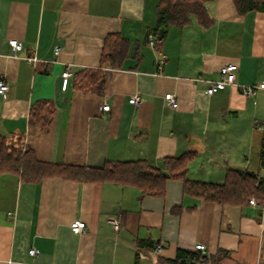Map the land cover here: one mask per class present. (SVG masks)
<instances>
[{"label":"crops","instance_id":"obj_1","mask_svg":"<svg viewBox=\"0 0 264 264\" xmlns=\"http://www.w3.org/2000/svg\"><path fill=\"white\" fill-rule=\"evenodd\" d=\"M157 3L0 0V77L9 85L0 95V135L20 139L46 163L100 168L145 160L165 170V159L194 152L189 180L220 184L228 169L264 175V92L246 97L228 85L205 93L226 63L237 65L239 85L264 77V12L239 14L233 0H212L206 3L211 25L169 26L159 42ZM109 33L128 41V49L120 67L102 68V93L63 89L64 66L98 68ZM10 39L22 42L16 56ZM31 52L34 64L24 59ZM166 93L176 96L175 108L164 101ZM134 94L138 105L128 101ZM40 99L54 108L44 132L28 120ZM102 103L110 109L102 111ZM111 216L121 223L118 233ZM74 220L85 222L82 233L71 232ZM197 243L204 252L193 249ZM30 247L37 257L28 255ZM178 251L200 254L205 264H264L262 210L184 194L180 179H167L164 195L151 196L111 181L29 182L0 174V264H170Z\"/></svg>","mask_w":264,"mask_h":264},{"label":"trees","instance_id":"obj_2","mask_svg":"<svg viewBox=\"0 0 264 264\" xmlns=\"http://www.w3.org/2000/svg\"><path fill=\"white\" fill-rule=\"evenodd\" d=\"M209 1L212 0H158L155 40L162 41L169 26L183 27L193 21L202 27L211 25L213 20L206 8V3ZM233 2L239 14H246L250 11L264 12V0H233ZM160 29L163 31L159 32ZM127 49L128 41L118 33L107 34L98 68H82L73 72L70 84L81 94H101L104 84L102 68L120 67ZM53 111V104L50 100H37L29 110L28 120L30 124L38 126L44 132L50 126ZM194 155V152H186L178 157L165 159L163 163L165 170L145 160L106 162L100 168H85L39 161L30 149L22 147L20 139L12 144L10 139L0 135V174H18L24 181L37 182L50 176H59L77 182L111 181L134 186L144 195L163 196L166 180L180 179L183 182L184 194L198 199L220 205L247 206L251 197H254L257 203H261L264 196V175L248 170L240 172L228 169L224 181L220 184L189 180L185 175L187 165ZM178 210L173 209L172 211ZM181 258L205 262V258L200 254L178 251L176 258L170 264H178Z\"/></svg>","mask_w":264,"mask_h":264},{"label":"built area","instance_id":"obj_3","mask_svg":"<svg viewBox=\"0 0 264 264\" xmlns=\"http://www.w3.org/2000/svg\"><path fill=\"white\" fill-rule=\"evenodd\" d=\"M149 44L151 45L153 44V39L151 36H149ZM9 46L11 50V55L16 56L18 51L22 49V42L16 39H10ZM58 51L59 49L56 48L55 53L57 54ZM24 59L32 64L38 61L36 55L33 52H31L29 55L24 56ZM163 62L164 60L162 58L157 60L158 65H162ZM236 70H237V65L234 63H226L221 65L218 69L219 77L215 80L209 81L205 89V93L207 95H212L215 92L224 89L228 85L238 86L241 93L246 97L253 96L257 90H261L264 92V77H262L260 81L254 84L239 85L236 83ZM72 75H73L72 66L70 64H66L60 73L62 80L61 86L63 89H66L67 86L70 85V79ZM8 89H9L8 81L4 77H0V95H4ZM128 101L133 105H138L140 103V97L137 94H134L129 98ZM164 101L172 108H175L178 105L176 96L172 93H166L164 95ZM100 109L102 111H108L110 109V106L108 103H102ZM261 154H262V169L264 171V145L261 149ZM263 188H264V183H263ZM250 204L251 206H259L260 209L262 210V215H264V196L261 203H257L255 198L251 197ZM107 221L112 226L113 230L116 233L120 231L121 223L117 217L111 216L107 219ZM85 227H86L85 222L83 220H74L73 222L70 223V230L74 234L82 233ZM161 249H162V244L158 242L156 243L153 251L155 253H159ZM193 249L195 251L204 252L205 245L202 243H197L193 246ZM27 252L29 256L34 258L37 257L39 254V250L35 247H30ZM28 264H37V263L31 261Z\"/></svg>","mask_w":264,"mask_h":264},{"label":"water","instance_id":"obj_4","mask_svg":"<svg viewBox=\"0 0 264 264\" xmlns=\"http://www.w3.org/2000/svg\"><path fill=\"white\" fill-rule=\"evenodd\" d=\"M163 29H160L159 32H162ZM10 143L15 144L16 143V139H10ZM179 264H205L204 262H196V261H190L187 262L185 259H181Z\"/></svg>","mask_w":264,"mask_h":264},{"label":"bare ground","instance_id":"obj_5","mask_svg":"<svg viewBox=\"0 0 264 264\" xmlns=\"http://www.w3.org/2000/svg\"><path fill=\"white\" fill-rule=\"evenodd\" d=\"M19 52V51H18ZM156 245V244H155Z\"/></svg>","mask_w":264,"mask_h":264}]
</instances>
